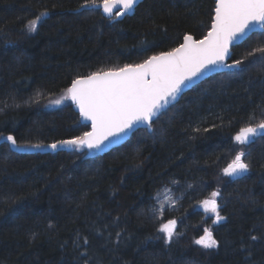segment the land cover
I'll return each instance as SVG.
<instances>
[{
  "label": "trees",
  "instance_id": "1",
  "mask_svg": "<svg viewBox=\"0 0 264 264\" xmlns=\"http://www.w3.org/2000/svg\"><path fill=\"white\" fill-rule=\"evenodd\" d=\"M83 4L0 0V264H264V132L234 140L264 120V29L231 48L240 68L193 86L150 131L102 155L51 149L89 130L70 100L49 103L72 80L200 39L215 9V0H143L117 19ZM239 152L248 171L225 175ZM166 190L173 201L161 212ZM213 191L219 222L200 203ZM169 220L171 240L160 231ZM205 229L217 247L195 243Z\"/></svg>",
  "mask_w": 264,
  "mask_h": 264
},
{
  "label": "snow or ice",
  "instance_id": "2",
  "mask_svg": "<svg viewBox=\"0 0 264 264\" xmlns=\"http://www.w3.org/2000/svg\"><path fill=\"white\" fill-rule=\"evenodd\" d=\"M136 3L137 0H101L97 4V0H84L81 7H102L105 14L112 16L114 7L119 4L121 10L115 12V15L121 16L132 10ZM214 11L211 29L202 40H194L192 36L185 35L184 43L179 47L153 55L141 64L93 72L72 80L64 95L50 100L49 103L59 105L64 100H71L78 106L80 115L91 121L92 130L47 147L57 149L58 146L67 145L77 149H100L110 137H119L137 125L145 124L151 128L153 117L158 118L161 110L175 100L193 78L218 65L240 68L244 63L242 60L225 64L230 58V46L257 26L264 29V0H216ZM48 15L45 10L29 20L26 24L27 30L36 31L42 18ZM258 51L264 53V48ZM40 95L37 93V97ZM261 132H264V120L255 126L241 128L234 140L246 144L251 137ZM3 139L15 147H20L12 135ZM32 147L40 148L42 145ZM244 156V152L237 153L232 162L223 169V173L233 177L246 173L249 164L242 159ZM219 195V192L213 191L209 198L200 202L206 211L215 215L216 222L224 219L217 203ZM175 225V220H169L160 228L168 240L173 237ZM195 243L204 248L218 246L208 229L204 230V235Z\"/></svg>",
  "mask_w": 264,
  "mask_h": 264
},
{
  "label": "water",
  "instance_id": "3",
  "mask_svg": "<svg viewBox=\"0 0 264 264\" xmlns=\"http://www.w3.org/2000/svg\"><path fill=\"white\" fill-rule=\"evenodd\" d=\"M142 1H143V0H137V3H136V5L133 7L132 10L127 11L125 14H123V15H121V16H116L115 18H117V19H122L125 15H131V14H133V12H134L136 6H137L140 2H142ZM99 3H101V2H99ZM99 3H98V4H99ZM215 4H216V0H215ZM98 8H100L102 15H103L104 17H106V18H111V17H113L114 14H115V12L121 10V6H120L119 4H117V5L114 7V9H113V15H112V16H109V15H107V14H105V13L103 12L102 7H98ZM214 10H215V9H214ZM214 16H215V11H214V14H213L212 20H213ZM211 24H212V22H211ZM210 29H211V25H210ZM210 29H209L208 31H210ZM208 31H207V33H208ZM261 31H263V29H261L259 26H257V28H256L255 30L249 32L247 36H245V37H243L242 39H240V40L234 42V44H233L232 46H230V58L227 59V60L225 61V64H231V63L233 62V61H231V53H232L231 48H232L233 46L240 44L241 42H243L244 40H246L251 34H253V33H255V32H261ZM207 33L205 34V36L207 35ZM190 36H192V35H190ZM205 36H204V37H205ZM204 37H202V38H200V39H195V38L192 36V38H193L194 40H202ZM183 38H184V37H183ZM182 43H184V39H182V42H181L178 46H176L175 48L179 47ZM170 51H171V50H170ZM165 52H169V51H165ZM161 53H162V52H161ZM159 54H160V53H159ZM159 54H155V55H159ZM151 56H153V55H151ZM151 56H149V57H151ZM149 57H148V58H149ZM148 58H147V59H148ZM147 59H146V60H147ZM144 61H145V60H144ZM144 61H143V62H144ZM143 62H141V63H143ZM141 63H139V64H141ZM235 68H236V67L228 68V67H225L224 65H218V66L212 68L211 71H207V72H205L203 75L198 76V77H196V78H193V80H192L191 82H188V83H187V86L183 88L182 92H181L180 94H178V96L176 97V99L173 100V101H171V102L166 106L165 109H162V110H161V112L158 114V116H159L163 111H165L167 108H169L171 105L177 103L178 100L180 99V97H181L184 93H186L188 90H190L193 86H195V85L201 83L203 80L209 78L210 76H212V75H214V74H217V73H220V72H224V71L233 70V69H235ZM106 71H108V70H106ZM86 76H87V75H86ZM82 77H85V76H82ZM70 86H71V84L69 85V87H70ZM69 87H68V88H69ZM70 102H71V104H72L73 109L78 113L80 122H81L82 124H87V125H89V130H88L87 132L91 131V130H92L91 121H89V120H85V119L80 115V112H79V108H78V106H77L74 102H72L71 100H70ZM156 118H157V117H153V121H154ZM153 121H152V122H153ZM140 128H145V129H147V130H149V131L151 130V128H149V127H148L147 125H145V124L137 125L135 128H133V129L130 130V131H127V132L124 133V134H121L119 137H110L109 140H107V141L104 142V145L102 146V148H100V149H92V150H94L96 153H98V154H100V155L105 154V153L111 151L112 149H114V148H116V147L122 145L123 143H125V142L130 138V136L133 134V132H135L136 130H138V129H140ZM206 199H207V198H206ZM202 201H203V200H202ZM217 203H218V200H217Z\"/></svg>",
  "mask_w": 264,
  "mask_h": 264
},
{
  "label": "rangeland",
  "instance_id": "4",
  "mask_svg": "<svg viewBox=\"0 0 264 264\" xmlns=\"http://www.w3.org/2000/svg\"><path fill=\"white\" fill-rule=\"evenodd\" d=\"M55 106H57V105H55ZM261 133H262V132H261ZM258 134H259V133H258ZM252 138H253V137H251L250 140H251ZM243 174H244V173H243ZM241 175H242V174H241ZM231 177H233V176H231ZM235 177H236V176H235ZM172 201H173V197H172L171 193H170L168 190H166V191L160 193V194L157 196V198H156V203H157V205H158L160 208H163L164 206H166V205L172 203Z\"/></svg>",
  "mask_w": 264,
  "mask_h": 264
}]
</instances>
